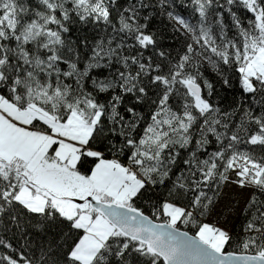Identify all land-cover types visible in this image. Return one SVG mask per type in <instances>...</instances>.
Returning a JSON list of instances; mask_svg holds the SVG:
<instances>
[{
    "label": "snow or ice",
    "instance_id": "snow-or-ice-1",
    "mask_svg": "<svg viewBox=\"0 0 264 264\" xmlns=\"http://www.w3.org/2000/svg\"><path fill=\"white\" fill-rule=\"evenodd\" d=\"M195 3L197 25L167 13L192 42L165 70L146 55L157 45L144 14L150 0H0V228L10 221L23 233L25 213L39 217L38 231L50 223L67 228L66 249L41 244L38 258L21 251L0 256V264H133L134 255L138 264H264V201L255 192L248 203L259 215L245 231L256 235L236 244L238 251L227 250V230L196 218L213 204L208 193L226 182L264 193V111L245 109L232 128L230 114L204 98L199 83L201 61L220 75L223 64L239 73L244 93L264 100V0L217 5L231 16L232 37L222 19H209L211 0ZM234 5L250 14L246 26ZM76 21L105 30L87 56L67 38ZM97 69L109 74L98 77ZM204 86L211 95L212 85ZM210 136L217 147L208 153ZM105 151L126 155L127 163ZM178 163L184 168L172 180ZM158 185L167 194L149 216L137 201ZM30 244L25 237L23 247ZM0 247L12 245L0 239Z\"/></svg>",
    "mask_w": 264,
    "mask_h": 264
},
{
    "label": "trees",
    "instance_id": "trees-1",
    "mask_svg": "<svg viewBox=\"0 0 264 264\" xmlns=\"http://www.w3.org/2000/svg\"><path fill=\"white\" fill-rule=\"evenodd\" d=\"M22 2L27 3L28 0H22ZM36 0H32V3L35 4ZM148 2V0H146ZM151 5L148 9L145 10L144 14H151V20L149 21V27L147 31L156 36L157 45L156 52L154 53L149 49L146 55H151L155 63H161L165 67V70L168 65V61H175L180 55L186 50V44L191 43V35L178 24L168 18L167 13L172 12L176 15L182 16L184 19L189 21L193 25H197L199 21V14L197 11V4L195 0H167L166 5L162 8L160 6L159 0H150ZM207 2V0H205ZM121 4L126 6V0H120ZM217 5H226V0H211L209 6V19L215 20L220 18L228 26L226 31L229 37L235 36V29L232 27L231 16L224 9L220 8ZM233 11L237 13V16L243 21L244 25H247V19L250 14H248L242 7L234 5ZM219 14V16L217 15ZM70 32L67 34V38L74 42L78 47L79 51L87 56L91 52V48L94 43L101 39L105 35V30L103 26H94L91 23L82 24L78 21L69 24ZM110 32V29H109ZM87 41V46L85 47L82 41ZM164 52L167 59L161 58L159 52ZM83 65H81L82 67ZM118 66L113 67V71ZM220 69L223 75H220L215 71L206 61H201V66L199 69L201 79L199 83L202 86V95L206 98L214 107H218L221 113L230 114V127L234 128L236 124L241 122L243 113L245 109L251 108L255 115H260L264 111V100H262L261 95L259 94H246L243 92L239 73L235 71L234 67H229L221 64ZM188 71H194L193 68H189ZM109 74L108 69H97L94 72V75L98 77H103ZM225 78L228 80V84L224 83ZM208 81L212 85L211 95H209V89L204 86V81ZM177 99L173 97L171 103L174 107L177 106ZM128 101L126 100L125 103ZM121 112L124 115H128L124 112V108L121 107ZM137 110H140L139 106ZM145 115L148 114V109H144ZM145 125L142 123L138 133H142V129ZM253 128L255 125L252 126ZM119 139V138H117ZM210 144L208 145L207 152L211 153L217 147L214 137H209ZM241 149H244L245 146L241 145ZM254 147V146H248ZM183 153V150H181ZM257 155L259 151L257 150ZM201 158H206L204 153H200ZM105 157L108 159L119 158L122 163H127L126 155H120L119 157H114L113 154L109 151H105ZM187 158V153H183L180 157V161ZM93 166L91 160L88 163L84 164L81 168V171H87ZM184 168L182 163H178L173 169L172 180H175L176 175ZM230 172L228 173V175ZM168 186H171V181L167 182ZM223 185L219 187L218 194L213 195L212 192L208 194L213 196V204L209 207L203 215H200L197 212V219L203 222H207V219L210 218L217 201L220 199L221 191ZM256 193V198L259 201H264V193H260L256 189L251 190L250 195L240 211V213L232 220L228 221L230 225L229 233L232 236V245L229 247L228 251L237 250L235 245L240 241L245 239L248 235H256L254 232H246V225L250 220H252L254 215H259V212L256 211V206H250L249 200L252 198V193ZM167 194V189L164 186H156L154 189L149 186V190L145 191L143 198L137 201V206L140 207L145 214L151 216L153 210V204L157 201H162L164 196ZM192 198V194H189L188 198L184 203H187ZM177 204H180L181 201H175ZM261 211H264V208H261ZM39 220V217L29 218L28 214H24L21 219V224L25 231L22 233L17 230L15 226L9 221L8 229L3 230L0 228V239H5L8 243L12 245L11 249H6L0 247V256L13 254L18 255L21 251L25 255L32 256L35 253V256L38 258L40 256V245L54 242L56 244L62 245L65 249L67 244L64 242L63 236L67 232L66 222L63 224L60 223H50L45 226L43 231H38L32 227ZM259 226V221H257ZM181 231H187L190 235H194L196 229L192 225H179ZM25 237H29L31 244L29 248H24ZM71 243V241H68ZM140 258L135 255L132 257L133 264H138Z\"/></svg>",
    "mask_w": 264,
    "mask_h": 264
},
{
    "label": "rangeland",
    "instance_id": "rangeland-1",
    "mask_svg": "<svg viewBox=\"0 0 264 264\" xmlns=\"http://www.w3.org/2000/svg\"><path fill=\"white\" fill-rule=\"evenodd\" d=\"M230 180H235L234 172L230 171ZM251 187L241 188L231 182H226L221 191L220 199L217 201L216 206L207 219L206 223L220 227L229 232L230 225L228 221L234 219L244 207L250 192Z\"/></svg>",
    "mask_w": 264,
    "mask_h": 264
}]
</instances>
